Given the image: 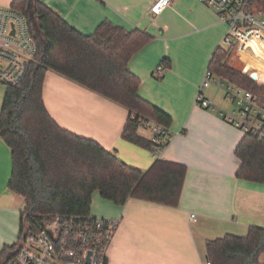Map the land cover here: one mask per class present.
Wrapping results in <instances>:
<instances>
[{"label": "crops", "instance_id": "obj_1", "mask_svg": "<svg viewBox=\"0 0 264 264\" xmlns=\"http://www.w3.org/2000/svg\"><path fill=\"white\" fill-rule=\"evenodd\" d=\"M12 1L0 0V7H10ZM41 1L82 34L92 33L101 21L109 20L153 37L127 67L140 79L139 95L171 116L168 130L174 137L158 152L124 140L127 108L49 70L42 96L53 120L140 170L157 159L186 167L176 207L134 198L116 205L98 191L92 194L90 215L118 221L107 249V264H205L207 241L225 235L245 237L250 226L264 228V184L236 177L240 161L235 148L244 134L220 114V109L230 110L233 105L215 85L209 93L210 85L204 89L214 110L195 102L211 56L227 30L217 13L200 0H172L159 15L149 12L151 0ZM165 57L169 66L164 67L162 77H155ZM5 91L0 83V110ZM218 93L226 106L217 102ZM137 132L151 137L147 125ZM11 170V150L0 137V251L17 241L25 205V199L8 188ZM259 263L264 264V252Z\"/></svg>", "mask_w": 264, "mask_h": 264}, {"label": "trees", "instance_id": "obj_2", "mask_svg": "<svg viewBox=\"0 0 264 264\" xmlns=\"http://www.w3.org/2000/svg\"><path fill=\"white\" fill-rule=\"evenodd\" d=\"M255 5L264 10V0H255ZM10 8L25 18L36 52L24 77L15 85H5L0 110V137L10 147L12 159L8 188L25 199L18 239L2 248L0 264L17 253L28 232L37 231L51 216H89L95 191L116 205L134 198L176 207L185 165L157 159L146 170L132 167L96 141L61 128L42 96L46 72H56L127 108L122 138L160 151L167 143L154 144L137 131L151 122L169 128L172 118L139 95L140 79L127 67L153 37L145 30H130L109 20L101 21L92 33L82 34L41 0H13ZM229 53L217 47L207 68L264 103V79L228 65ZM168 61L165 57L160 64L168 67ZM235 155L240 161L236 177L264 184V138L244 134ZM206 250L210 264H260L264 228L250 226L245 237L225 235L209 240Z\"/></svg>", "mask_w": 264, "mask_h": 264}, {"label": "built area", "instance_id": "obj_3", "mask_svg": "<svg viewBox=\"0 0 264 264\" xmlns=\"http://www.w3.org/2000/svg\"><path fill=\"white\" fill-rule=\"evenodd\" d=\"M214 10L227 30L221 47L250 54L264 64V10L255 0H200ZM172 0H151L149 12L159 15ZM36 45L31 38L22 14L10 7H0V83L15 85L25 75L34 59ZM163 65L154 71L162 77ZM214 84L222 89L233 107L221 110L224 120L243 134L264 138V103L252 92L229 83L207 68L196 95V104L214 110L216 107L204 89ZM154 144L169 143L174 135L156 123L146 124ZM193 219L194 215H190ZM118 221L94 217L51 216L37 231L27 233L17 253L5 264H105L107 249ZM88 262H87V256ZM205 264H210L208 261Z\"/></svg>", "mask_w": 264, "mask_h": 264}, {"label": "rangeland", "instance_id": "obj_4", "mask_svg": "<svg viewBox=\"0 0 264 264\" xmlns=\"http://www.w3.org/2000/svg\"><path fill=\"white\" fill-rule=\"evenodd\" d=\"M226 63L236 69L241 71L249 70L253 73H256L264 77V64L245 52H237L236 50L231 51L226 58ZM214 84H211L210 87L206 90L207 93L213 91ZM218 103L222 106H226L227 103L221 97L220 93L217 95Z\"/></svg>", "mask_w": 264, "mask_h": 264}, {"label": "water", "instance_id": "obj_5", "mask_svg": "<svg viewBox=\"0 0 264 264\" xmlns=\"http://www.w3.org/2000/svg\"><path fill=\"white\" fill-rule=\"evenodd\" d=\"M88 257H89V253H88V256H87V262H88Z\"/></svg>", "mask_w": 264, "mask_h": 264}]
</instances>
